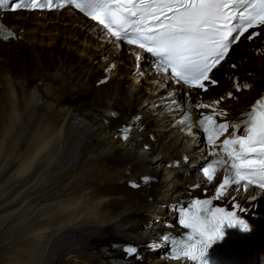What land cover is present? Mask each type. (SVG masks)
I'll list each match as a JSON object with an SVG mask.
<instances>
[{"label":"bare ground","instance_id":"6f19581e","mask_svg":"<svg viewBox=\"0 0 264 264\" xmlns=\"http://www.w3.org/2000/svg\"><path fill=\"white\" fill-rule=\"evenodd\" d=\"M6 19L20 38L0 41V264H110L98 256L106 241L150 244L168 217L163 206L201 184L194 173L205 155L198 130L177 124L180 114L169 106L147 109L177 89L148 70L140 51L128 55L71 10ZM261 33L252 42L241 37L212 72L218 85L200 98L193 92L192 102L240 123L264 95V27ZM112 61L111 78L97 86ZM75 95L81 101L69 98ZM109 111L122 120L140 116L139 138L152 134L155 143L145 150L136 140L120 141ZM142 174L155 182L152 201L146 189L124 187ZM231 196L240 203L255 197L256 212L264 206V191ZM155 256H146L148 264H165Z\"/></svg>","mask_w":264,"mask_h":264},{"label":"snow or ice","instance_id":"6c2138e0","mask_svg":"<svg viewBox=\"0 0 264 264\" xmlns=\"http://www.w3.org/2000/svg\"><path fill=\"white\" fill-rule=\"evenodd\" d=\"M7 3L8 0H0V7ZM66 6L97 21L117 40L151 54L157 68L165 73L170 70L178 82L205 90L203 81L216 83L210 73L231 46L249 29L264 27V0H56L55 3L53 0L44 3L18 0L11 10H51ZM261 34L253 32L246 38L251 40ZM237 90H240L239 85ZM228 95L232 98L231 93ZM206 121L213 123L214 134L208 139L214 145L215 140L227 131L228 124L216 125L212 117H205L200 126L206 133L209 132ZM241 127L243 132L237 135ZM234 129L233 137L222 144L227 161H217L229 167L232 175L225 176L218 191L222 193L226 185H241L242 182L244 191L252 185L264 189V100H257L246 113L243 125L236 123ZM203 173L212 181L216 167L210 164ZM211 204L209 200H197L188 211H181L180 224L191 230L187 238L191 243L174 250V259L182 256L196 264H209L208 250L224 239L226 228L239 227L241 231H249L247 221L238 218L236 212L212 208ZM128 252L135 253L136 249L129 248Z\"/></svg>","mask_w":264,"mask_h":264},{"label":"rangeland","instance_id":"374dc122","mask_svg":"<svg viewBox=\"0 0 264 264\" xmlns=\"http://www.w3.org/2000/svg\"><path fill=\"white\" fill-rule=\"evenodd\" d=\"M38 17H39V16H38ZM127 54H130V53L127 52ZM143 58H144V57H143ZM143 63L146 64L145 61H143ZM258 68H259V67H258ZM203 141H204V138H203V136H202L200 142L202 143ZM173 161H174V160H172V159H171V160H167V161H166V164H167L168 166H170V165L173 166V165H172V162H173ZM201 167H202V162H199V163L197 164V166H195L194 173H196L197 170L201 169ZM202 185H203V184H202ZM202 185L200 186V190H202V187L204 186V185H203V186H202ZM163 212H165L164 214H167V213H166V210L163 211ZM167 218H168V217H166V219H167ZM168 249H169V248H168L167 246H165L164 249H162L160 252H158L156 256L158 257V256H160V255L166 253V252L168 251ZM2 256H4V255H2V252H0V258H1Z\"/></svg>","mask_w":264,"mask_h":264}]
</instances>
